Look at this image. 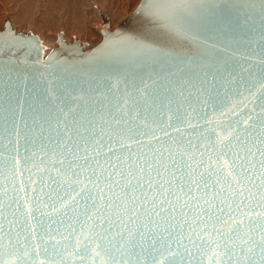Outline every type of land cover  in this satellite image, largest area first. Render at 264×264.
I'll list each match as a JSON object with an SVG mask.
<instances>
[{
    "label": "water",
    "instance_id": "1",
    "mask_svg": "<svg viewBox=\"0 0 264 264\" xmlns=\"http://www.w3.org/2000/svg\"><path fill=\"white\" fill-rule=\"evenodd\" d=\"M259 3L260 0H140L113 30H109L107 22L98 24L101 39L89 49H84L86 41L77 37L66 41L60 31L47 52L38 34L18 31L6 17L0 29V71H10L29 86L34 82L47 86L53 96L60 92L72 94V106L78 105V110L68 112L65 108L60 113L54 99L51 120L53 126L57 118L62 125L68 124L72 143L79 149L68 152L50 144L45 154L38 147L26 145L21 130L19 164L15 169L11 164L0 169V243L7 246L19 242L29 245V250L39 244L40 255L33 253L32 259L45 264H91L90 260L81 261L78 241L87 243L85 236L108 229L104 234L113 244L118 248L123 245L120 252L113 249L115 259H130L135 264V256H122L121 252L130 249V242L140 240L139 233L146 234L144 248L153 235L168 241L171 234L175 250L184 253L183 247H176V240L191 249L192 257L185 258L192 264L200 259L208 264L207 257H200L198 249L189 243V236L197 240L195 233H199L205 240H215L219 233H225L220 240L226 241L229 229L237 227L234 220L244 221L239 225L242 231L248 230L249 219L253 226L258 225L261 217L257 214L264 213L259 153L254 158L252 182L247 185L251 195L244 190L243 196L232 197L221 191L227 185L219 154L225 144L234 142L235 136L246 139L253 151L264 147V53ZM248 17L251 19L244 26ZM236 18L241 22L239 26L233 23L229 28L221 23L223 19ZM153 96L171 99L170 109L157 106L143 113L147 119L135 121L131 132L128 125H117L110 119V112L119 114L118 104L150 100ZM144 123L147 127H143ZM221 137H228L224 144ZM93 138L100 143H93ZM60 139L63 142V134ZM189 141L195 147L190 148ZM117 156L121 159L117 160ZM173 158L183 180L173 181L172 194H165L171 204L165 205L159 216L152 212L151 204L145 205L133 217V223L128 219L132 213L125 209L140 192L124 189L127 181L119 173L126 176L130 166L135 172L137 164L147 161L155 165L161 160L168 165L165 179L172 180ZM217 169L207 188L192 184L199 182L201 173L208 177ZM77 179L81 183H73V187H84L86 192L81 195L85 198L66 203L68 184ZM132 179L135 183V177ZM155 194V190L150 191L149 198ZM221 200L225 202L221 204ZM241 200L245 201L241 204L243 213H230L229 205L235 209ZM220 207L224 213L217 210ZM205 209L211 218L205 215ZM217 216L223 219L217 222ZM259 231L256 227L251 233L254 239L259 238ZM45 247L48 253L43 251ZM53 247L58 255L53 253ZM103 259L112 264L108 256ZM100 260L97 257L96 264ZM147 262L148 257L142 256L141 264Z\"/></svg>",
    "mask_w": 264,
    "mask_h": 264
},
{
    "label": "snow or ice",
    "instance_id": "2",
    "mask_svg": "<svg viewBox=\"0 0 264 264\" xmlns=\"http://www.w3.org/2000/svg\"><path fill=\"white\" fill-rule=\"evenodd\" d=\"M260 17L261 25V52L264 53V0H260L258 13ZM251 17H248L243 21L244 26L248 25V20ZM221 23L225 24L227 27H232L233 23L237 26L240 25L239 18H236L235 21L229 19H223ZM261 64H264V58L261 59ZM264 72V69H261ZM63 89V85L60 86ZM23 90V91H22ZM136 91L139 92L140 89L136 88ZM131 97V94H129ZM55 99L56 110L60 113L65 112L67 108L68 112H75L78 110V105L73 107L72 104H75V101L72 98V94L60 92L53 96V91L47 86L41 87L38 82H34L31 86L23 82L19 78H14L12 73H4L0 71V169L4 168L7 164H11L12 168L15 169L19 164V139L21 137V130L23 131V139L25 140L26 145L31 146L33 149L39 148L40 151L45 152L50 144H55L57 147L72 152L76 149H79V145H73V137L71 135V129L68 124L65 122L63 125L60 123L59 118H57V123L53 126L51 117L53 115V100ZM173 101L167 96L155 97L153 96L150 100L136 101L133 100L131 104H128L125 101L123 104H118L117 111L119 114L110 112V119L117 125L124 124L128 125V131H132V124L135 123L138 119L145 121L147 117L142 115L143 113H150L154 107L159 106L161 109L171 107ZM60 105H64L61 107ZM127 107L128 111H123V108ZM178 111V109H177ZM75 119V117H74ZM22 122V123H21ZM107 123V121H105ZM143 127H147V124L144 123ZM63 134V142L60 139V135ZM143 135L144 133H140ZM231 136L232 134L229 133ZM111 139V137H109ZM228 137H221L220 142L224 144V141ZM93 143H100V141L93 138ZM261 144L264 145V139L261 140ZM189 147H195L189 141ZM29 148L26 147L25 151H28ZM86 152L87 149L85 148ZM109 148V152H111ZM257 153H259L261 159L259 160V165L261 168V175H264V147L257 148L256 151H253L251 147L247 146L246 139H242L240 136H235L234 142H229L224 145V150L219 154L220 159L223 163L220 165V168L225 169L224 181L227 185V188H221V191H227L230 197L239 194L240 196L244 195V190L249 192L251 195V190L247 188V185L252 182V170L255 169L256 163L254 158ZM35 155V152H33ZM162 155V154H161ZM228 157V159H224ZM87 160V157L84 158ZM117 160L121 158L116 157ZM62 163V161H60ZM177 161L175 158L172 159V165L174 170L170 173L172 180L165 179V172H167L168 165L163 164L161 160H157L156 164L149 163L145 161L144 165L137 164L135 172L131 170V166L127 171L125 176L124 172L119 174L126 179V184L124 189H130L133 193L137 190L140 192V196H133L132 204L129 207H126L125 211H130L132 215L128 217L129 220H132L134 216L138 214L139 209L145 208V205L151 204L152 212L157 216L160 215V211L165 210L164 206L171 204V201L167 199V194H172L170 192L173 181H182L183 177L179 176L178 173L181 171V168L175 167ZM156 165H159L157 167ZM155 171V177L152 176V171ZM209 172L208 177H205L201 173L199 182L192 181V184H202L205 188L209 186V178L218 173ZM147 173V175H145ZM75 174V173H74ZM78 175V174H77ZM132 177H135V183L133 182ZM157 177L159 179H157ZM108 179L111 178V174ZM218 182V181H217ZM73 183L79 185L81 181L78 179L68 184V190L64 193V196L68 197L66 203H72L77 201V197H81L82 193L86 192L84 187L77 189L73 187ZM118 183V182H117ZM233 185L236 186L233 190ZM264 185V181H262ZM122 189V190H124ZM155 190V195L149 198V192ZM181 190H183V185H181ZM192 186H188V192L191 193ZM218 195V193H217ZM90 198V197H89ZM63 199V197H61ZM225 201L221 200V204ZM245 201L241 200L240 203L236 204L235 209H232L229 205L230 213L232 211L243 213L241 204H244ZM18 204V202H17ZM187 206V205H185ZM111 207V205H109ZM209 207H215V205L209 204ZM159 209V211H158ZM17 210H19L17 208ZM146 210V209H145ZM173 211L175 209H172ZM220 213H224V208L220 207L217 209ZM205 215L210 213L208 209H205ZM261 217V222L254 225V222L249 219V225L247 231H242L239 225L244 223L243 220L233 221L237 227L230 228L229 234H227V240H220L221 236H225V233H219L217 239L213 240L211 237L205 240L203 236L199 233L193 232L197 236V240H193L191 236L188 237L189 243L198 249L200 257H207L208 264H264V213H258ZM211 218V217H210ZM223 219L222 216H217V222H220ZM228 219L231 220V214L228 215ZM103 220H101L100 226L103 225ZM224 223H227V220H223ZM256 227H259V238L254 239L251 233L256 230ZM2 231V229H0ZM108 229L104 231L93 232L90 236H85V242L78 241L80 244L79 256L81 261L90 260L91 264H96V258L101 257L100 264H108V261L104 260V256H108L112 264H132L130 259L116 260L112 255L113 249L120 252L123 245L119 248L113 244L112 239H110L104 232H107ZM33 234H35V229H32ZM121 233L118 232L117 235ZM233 235L235 236V241L233 240ZM140 240L137 242H130V249L125 252H121V255H127L128 257L135 256V264H141L142 256L146 255L148 257L147 264H192L191 259H186L185 257H192L193 253L189 247L184 245L180 240H176V247L184 248V253L173 248L171 242V234L168 241H165L164 238H157L153 235L148 241V247L144 248L143 241L146 239V234L141 232L139 233ZM3 240V237L0 236V241ZM90 245L94 247L90 248ZM214 245L215 247H212ZM40 245L36 244L31 246L29 250V245H21L19 242L5 246L3 243H0V264H45L43 260L37 261L32 259L33 253L36 256L40 255ZM137 247L140 248V251L137 252ZM223 248V251H218V249ZM45 253H48V248L43 249ZM211 255H208V253ZM53 253H56L55 247H53ZM197 264H204L202 259L198 260Z\"/></svg>",
    "mask_w": 264,
    "mask_h": 264
},
{
    "label": "rangeland",
    "instance_id": "3",
    "mask_svg": "<svg viewBox=\"0 0 264 264\" xmlns=\"http://www.w3.org/2000/svg\"><path fill=\"white\" fill-rule=\"evenodd\" d=\"M26 1L27 0H25V1L24 0H18V1H16V0H0V29L4 25L5 18L8 17L10 19L12 25L18 31L25 32L27 30H31L32 32L38 34L41 37V39H43L42 38L43 31H41L37 28H34V26H32L33 24H31L32 19H30L28 16H27L28 18L25 17L24 14H23L24 15L23 16L19 12V9H22V7L26 5ZM41 1H42V3H41ZM139 1L140 0H104L105 3L102 2L103 5H102V3H96L95 5L98 6L97 9L101 7L100 9L103 10V12L105 13L104 16L106 18H104V19L99 18V15H97V14H93L90 16L87 15L88 18L86 16L87 19H85L83 24H82V26L86 27L85 28V30L87 31L86 34L85 33L81 34L79 32L77 33V31H75L74 29L70 30L71 32H66V27H64V25L62 24L64 22V20L62 19L61 21H59V26L57 28H54L51 32H49L51 34V36L53 37V39L49 43L44 42L48 48V49H46L45 52H47L55 44L57 34L60 31H63L64 39L66 41H72L73 36H75V37L79 38L81 41H86L87 45L85 46L84 49H89L90 47L94 46L101 39V33L99 32L98 28L96 27L97 24H102V23H104L105 20H107V21H109V24L111 25L110 29L113 30L122 20H124L128 15H130L132 13V11L135 9V7L139 3ZM90 2L91 1L85 0V3H83V6L80 5L77 8L81 9L83 12H85L88 9L93 11L95 5H94V3H92V2L90 3ZM34 4L36 5V7H38L37 4H39L40 7L42 8L44 6V1L43 0H37ZM36 7L33 6V8L31 9L32 13L35 12ZM40 7H39V9H40ZM31 12L29 11V14ZM58 12H59V10H58ZM59 14H60V12H59ZM34 15L36 16L37 13H35ZM60 15H62V14H60ZM13 16L14 17L20 16V19H24V20L26 19V21H28L30 26H25V27L21 28L17 22L15 23ZM65 18H67V17L65 16Z\"/></svg>",
    "mask_w": 264,
    "mask_h": 264
},
{
    "label": "bare ground",
    "instance_id": "4",
    "mask_svg": "<svg viewBox=\"0 0 264 264\" xmlns=\"http://www.w3.org/2000/svg\"><path fill=\"white\" fill-rule=\"evenodd\" d=\"M16 1H18V0H16ZM36 1L37 0H27L26 5L23 6L22 9H19V12L22 15L24 14L25 17L28 16L30 19H32L31 24H33L32 26H34V28H37V29L43 31V34H42L43 39H41L43 41V43L44 42L49 43L53 39V37L51 36V34L49 32H51L54 28H57L59 26V21H61L62 19L64 20V22L62 21L63 22L62 24L64 25V27H66V32H71L70 30L74 29L75 31H77V33L79 32L81 34L82 33L86 34V32H87L85 30L86 27L82 26V24H83L84 20L88 18V16L93 15V14H97V15H99V18H103V19L106 18L104 16L105 13L103 12V10L100 9L101 7L97 9L98 6L95 5L96 3L104 2V0H88V1H91L92 3H94L95 7H94L93 11L88 9L85 12H83L81 9L77 8L80 5L83 6V3H85V0H43L44 6L42 8L40 7L39 4H37L38 7H36V5L34 4ZM41 3H42V1H41ZM102 5H103V3H102ZM33 6L36 7V10L34 9L35 10L34 13L31 12V9L33 8ZM39 7H40V9H39ZM58 10H59L60 14H62V15L59 14ZM29 11L31 12L30 14H29ZM35 13H37L36 16L34 15ZM65 16L67 18H65ZM86 16H87V18H86ZM18 17L13 16L15 23L17 22L21 28H23L25 26H30V24L28 23V21H26V19L24 20V19H20V16H18ZM105 22H107V24L109 25L108 28H109V30H111L110 29L111 25L109 24V21L105 20L104 23ZM96 27L98 28V24L96 25ZM98 30H99V28H98ZM99 32H100V30H99ZM61 35L64 38L63 31H62ZM73 37H75V36H73ZM79 41H81V40L79 39Z\"/></svg>",
    "mask_w": 264,
    "mask_h": 264
}]
</instances>
